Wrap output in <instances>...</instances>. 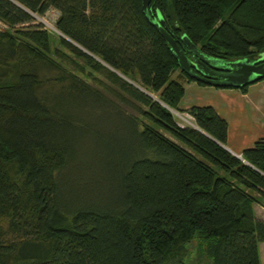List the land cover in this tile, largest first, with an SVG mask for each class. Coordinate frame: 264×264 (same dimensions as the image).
Returning <instances> with one entry per match:
<instances>
[{"label": "trees", "instance_id": "16d2710c", "mask_svg": "<svg viewBox=\"0 0 264 264\" xmlns=\"http://www.w3.org/2000/svg\"><path fill=\"white\" fill-rule=\"evenodd\" d=\"M141 3L0 0V264H187L195 237L202 264H260L264 138L242 160L212 106L178 125L183 80H196ZM49 9L56 40L34 19ZM149 13L211 57L264 51V0H152ZM69 131L113 150L104 202L64 184Z\"/></svg>", "mask_w": 264, "mask_h": 264}, {"label": "crops", "instance_id": "0c3cea01", "mask_svg": "<svg viewBox=\"0 0 264 264\" xmlns=\"http://www.w3.org/2000/svg\"><path fill=\"white\" fill-rule=\"evenodd\" d=\"M183 84L185 92L178 103L180 112H187L193 106H212L227 122L225 146L231 153L242 155L245 149L264 138V79L245 89L200 85L185 79ZM256 207L259 206L254 207L257 213Z\"/></svg>", "mask_w": 264, "mask_h": 264}, {"label": "rangeland", "instance_id": "374dc122", "mask_svg": "<svg viewBox=\"0 0 264 264\" xmlns=\"http://www.w3.org/2000/svg\"><path fill=\"white\" fill-rule=\"evenodd\" d=\"M58 11L55 9H49L44 15H34L35 22L42 23L46 27L52 37V40L57 39V35H61L56 31L54 23L58 17ZM0 29H7L6 24L0 21ZM177 73L172 75V78H176ZM183 116L184 115H180ZM177 122H182L178 114H175ZM184 126L189 124L184 123ZM107 132L108 138L110 134ZM111 132V131H109ZM73 143L78 145L77 158L69 166L64 176V184L70 191H73L75 195L80 194L84 200H94L97 202H104V188L109 182L110 173L107 167V155L113 152L112 148H106V143L92 135L91 132H70ZM116 151V149H114ZM79 153V157H78ZM101 185L100 189H94ZM257 206V205H256ZM257 208L256 216L258 218L263 216V209ZM202 243L201 238L195 237L191 243L188 244L189 255L186 260L187 264H202L205 260L200 259L199 247ZM259 255L260 264H264V243H259Z\"/></svg>", "mask_w": 264, "mask_h": 264}, {"label": "water", "instance_id": "95a60500", "mask_svg": "<svg viewBox=\"0 0 264 264\" xmlns=\"http://www.w3.org/2000/svg\"><path fill=\"white\" fill-rule=\"evenodd\" d=\"M152 0H142V12L148 22L163 36L180 68L196 81L216 87L241 88L264 79V51L257 58L224 60L203 53L186 35L179 40L171 35L160 13L152 17L149 4ZM225 148L226 146L223 145ZM227 149V148H226ZM244 160L242 155H236Z\"/></svg>", "mask_w": 264, "mask_h": 264}, {"label": "built area", "instance_id": "2783aa9c", "mask_svg": "<svg viewBox=\"0 0 264 264\" xmlns=\"http://www.w3.org/2000/svg\"><path fill=\"white\" fill-rule=\"evenodd\" d=\"M172 113L174 115L175 114H178L179 117L181 118L182 122H177L178 125L184 126L185 125L184 123L186 122V124H189L191 126H195L193 117L188 112H180V111H174V110H172ZM181 114L184 115V117L183 116H180Z\"/></svg>", "mask_w": 264, "mask_h": 264}]
</instances>
